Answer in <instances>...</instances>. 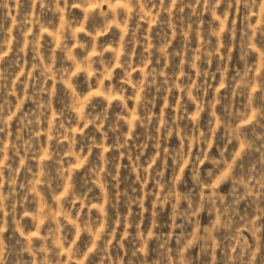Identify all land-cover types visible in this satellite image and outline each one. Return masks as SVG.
Listing matches in <instances>:
<instances>
[{"label": "clouds", "instance_id": "clouds-1", "mask_svg": "<svg viewBox=\"0 0 264 264\" xmlns=\"http://www.w3.org/2000/svg\"><path fill=\"white\" fill-rule=\"evenodd\" d=\"M0 264H264V0H0Z\"/></svg>", "mask_w": 264, "mask_h": 264}]
</instances>
